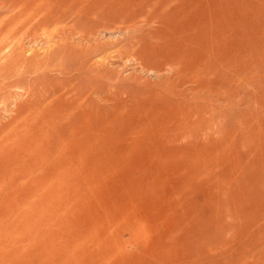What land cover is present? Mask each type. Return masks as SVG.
<instances>
[{
  "label": "rangeland",
  "instance_id": "374dc122",
  "mask_svg": "<svg viewBox=\"0 0 264 264\" xmlns=\"http://www.w3.org/2000/svg\"><path fill=\"white\" fill-rule=\"evenodd\" d=\"M0 264H264V0H0Z\"/></svg>",
  "mask_w": 264,
  "mask_h": 264
},
{
  "label": "bare ground",
  "instance_id": "6f19581e",
  "mask_svg": "<svg viewBox=\"0 0 264 264\" xmlns=\"http://www.w3.org/2000/svg\"><path fill=\"white\" fill-rule=\"evenodd\" d=\"M69 3V2H68ZM70 7V6H69ZM133 10V9H132ZM91 14V13H90ZM32 15V14H31ZM92 16V15H91ZM104 18V17H103ZM134 18H136V17H134ZM120 21V20H119ZM136 21V20H135ZM112 22H114V21H112ZM121 22V21H120ZM138 22V21H137ZM133 23V22H132ZM129 25H130V23H128ZM104 25V24H103ZM133 25V24H132ZM102 26V25H101ZM127 26V25H126ZM126 26H125V28H126ZM140 26V25H139ZM138 26V27H139ZM70 27V26H69ZM96 27V26H95ZM103 27H105V26H103ZM127 27H129V26H127ZM101 28V27H100ZM131 28H132V26H131ZM130 28V29H131ZM94 29V28H93ZM96 29V28H95ZM135 29V28H134ZM133 29V30H134ZM123 30H124V25H123ZM94 31H96V30H94ZM97 32V31H96ZM111 32V31H110ZM28 34H30L29 32L26 34V36L28 35ZM31 34H32V31H31ZM42 34V33H41ZM89 34V33H88ZM34 35V34H33ZM85 35V34H84ZM96 35V34H95ZM30 36V35H29ZM29 36H27V37H29ZM32 36V35H31ZM30 36V37H31ZM44 37V36H43ZM20 38V37H19ZM33 39H34V37H33ZM84 39H86V38H84ZM19 43V42H18ZM172 43V42H171ZM141 48V47H140ZM141 51V50H140ZM140 57V56H139ZM4 63V62H3ZM199 67V66H198ZM80 101V100H79ZM67 103V102H66ZM153 118V117H152ZM84 149V148H83ZM78 154V153H77ZM84 158V157H83ZM70 163V162H69ZM76 163V162H75Z\"/></svg>",
  "mask_w": 264,
  "mask_h": 264
}]
</instances>
